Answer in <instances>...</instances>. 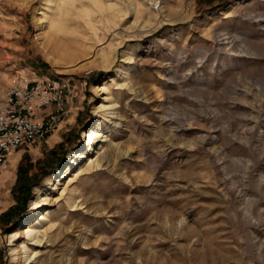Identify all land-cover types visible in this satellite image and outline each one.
Instances as JSON below:
<instances>
[{
	"label": "rangeland",
	"instance_id": "obj_1",
	"mask_svg": "<svg viewBox=\"0 0 264 264\" xmlns=\"http://www.w3.org/2000/svg\"><path fill=\"white\" fill-rule=\"evenodd\" d=\"M19 72L80 90L0 264H264V0H0V106Z\"/></svg>",
	"mask_w": 264,
	"mask_h": 264
},
{
	"label": "built area",
	"instance_id": "obj_2",
	"mask_svg": "<svg viewBox=\"0 0 264 264\" xmlns=\"http://www.w3.org/2000/svg\"><path fill=\"white\" fill-rule=\"evenodd\" d=\"M79 90L71 78L54 72L11 75L0 106V172L7 170L13 152L40 144L56 130Z\"/></svg>",
	"mask_w": 264,
	"mask_h": 264
},
{
	"label": "trees",
	"instance_id": "obj_3",
	"mask_svg": "<svg viewBox=\"0 0 264 264\" xmlns=\"http://www.w3.org/2000/svg\"><path fill=\"white\" fill-rule=\"evenodd\" d=\"M28 170V166H24L22 162L19 163L16 182L12 189V192L16 193L14 196L16 203L0 215V221L4 224L15 223L20 220L22 213L26 209L32 185V182H29Z\"/></svg>",
	"mask_w": 264,
	"mask_h": 264
},
{
	"label": "bare ground",
	"instance_id": "obj_4",
	"mask_svg": "<svg viewBox=\"0 0 264 264\" xmlns=\"http://www.w3.org/2000/svg\"><path fill=\"white\" fill-rule=\"evenodd\" d=\"M101 132H102V127L101 126H98L97 128H94L93 130H91L89 135H88V139H89L88 145H90V143L92 141L97 140L100 137H102ZM79 152L80 151H77V152L74 153V160L70 164V168L68 169V172L73 168V166H75L80 161V157L82 156V154H79ZM38 205H39L38 202H34L33 203V208H37Z\"/></svg>",
	"mask_w": 264,
	"mask_h": 264
}]
</instances>
